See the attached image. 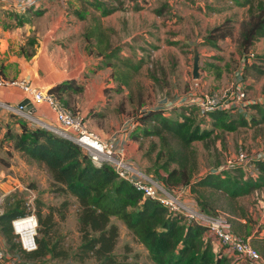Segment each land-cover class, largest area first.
I'll return each instance as SVG.
<instances>
[{
  "label": "rangeland",
  "instance_id": "1",
  "mask_svg": "<svg viewBox=\"0 0 264 264\" xmlns=\"http://www.w3.org/2000/svg\"><path fill=\"white\" fill-rule=\"evenodd\" d=\"M147 3L143 0H73L62 6L51 0L41 9L24 14L6 12L0 17V48L4 46L8 52L29 58L35 56L39 49L43 53L46 49H53L59 53L58 60L63 56L76 58L79 52L94 53L95 57L103 59V56L98 55L96 45V37L101 32L104 42L109 43L117 54V60L110 61L116 69L109 67L111 70L108 71L105 86L113 82L115 88L119 87L113 75L125 70L123 62L140 64L139 71L132 74L128 87L105 88L103 97L99 96L95 105H102V112L111 121L104 130L106 137L119 131L128 133V140L135 143V163L146 175L162 185L157 175L164 177L165 173L160 166L180 147L170 137H166L165 142L157 137L139 138L133 120L141 112L152 109H163L169 118L176 119L184 110L181 100L191 95L199 97L200 94H210L234 85L236 81L243 82L249 100L264 104V75L260 78H245L243 71L245 62L251 64L255 57H264V38L255 42L250 55H240L237 36L241 22L248 18L247 8L224 0H198L199 4L195 8L199 9L203 5V9L198 10L200 13L197 17L189 19L182 16L183 11L179 7V11L171 8L166 0H150V5L145 7ZM136 6L141 10L135 11ZM109 8L117 10L109 16H103V11ZM226 21L234 34L231 40L222 43L224 50L205 46L203 40L208 31ZM93 30H96L95 34L89 36ZM170 42H175L176 46L170 45ZM194 60L198 64L196 79L193 75ZM67 96L63 98L69 104ZM95 108L98 110L100 107ZM245 111L247 120H259L257 114L248 107ZM195 113L201 120L203 115L198 111ZM232 116L238 117L237 114ZM204 120L208 121L205 116ZM200 122L201 126H206ZM96 125L101 129L105 127L99 122ZM215 136H219V139ZM215 136L206 143H192L189 151L184 152L188 157V166L194 168L192 180L221 166L225 167L228 162L233 164L240 148L247 155L264 150V124L240 128L232 133L216 131ZM20 157L11 147H0V214L8 204L28 196L24 189L33 191L36 200L58 210V213L55 211L56 225L52 234L55 231L53 241L59 239L60 245L68 252L70 258L65 263L79 264L71 260L80 244L75 201L54 191L44 167ZM170 168H176V164H171ZM234 169L226 171L232 172ZM203 194L213 202L211 205L214 208L208 209L207 214L221 215L230 223L226 216L216 210H239L248 216L254 229L258 232L264 230V189L257 191L256 196L241 197L234 203L222 194L208 191ZM63 202L67 203L66 207H62ZM60 215L64 216L63 220ZM111 221L119 229L114 249L116 261L120 264H152L145 249L134 240L123 223L117 219ZM230 225L232 230L233 227L239 229L238 225ZM7 257L9 263L33 264L23 261L19 254L7 253ZM34 264L59 262L47 260ZM84 264L94 262L89 259Z\"/></svg>",
  "mask_w": 264,
  "mask_h": 264
},
{
  "label": "trees",
  "instance_id": "2",
  "mask_svg": "<svg viewBox=\"0 0 264 264\" xmlns=\"http://www.w3.org/2000/svg\"><path fill=\"white\" fill-rule=\"evenodd\" d=\"M224 1L247 8L248 18L241 22L237 36L239 53L245 56L258 39L264 38V0ZM116 10L117 8L105 9L102 15L109 16ZM95 32L96 30H93L89 36H93ZM233 34V28L226 21L209 30L203 43L207 47L224 50L222 43L231 40ZM96 45L98 55L104 57L105 61L102 60L105 66L115 70V65L110 61L117 60L116 51L109 43L104 42L101 32L96 37ZM101 45L103 48L100 49ZM170 45L176 46L175 42H170ZM122 66L125 70L115 76L119 89L128 87L132 74L140 69V64L131 62H123ZM243 71L245 78L262 77L264 57H255L251 64L245 62ZM82 90V86L73 80H67L56 83L46 91L69 109V104L63 97L71 93L79 94ZM248 108L257 114L259 120H247L244 116L233 117L226 112L209 113L199 120L195 115L198 111L196 108H184L176 119L169 118L163 109H152L138 114L133 122L139 138L157 137L161 142H165L166 137H170L180 147L179 151H174L160 166L165 173L164 177L157 175L162 181V186L170 190L187 187L199 209L209 216L217 214L206 213L214 207L211 205L213 202L203 194L205 191L222 194L234 203L238 198L264 189V163H255L254 168L258 173L255 178H245L243 171L235 168L232 172L209 171L192 180L194 168L188 166V157L184 153L189 151L192 143L209 141L216 131L232 133L240 128L264 124V104L254 103ZM17 118L20 120L19 131L9 127L3 131L0 126V147H11L13 152L18 153L27 162L44 167L50 176L54 191L75 201L80 244L71 260L79 264H84L89 259L94 264H120L114 255L119 229L111 221L117 219L145 249L152 264H237L222 255L221 250H212L210 243L203 238L207 233L204 226L186 224L180 215L170 213L158 202L144 198L128 182L120 179L108 165L94 166L89 157L72 142L42 128H31L28 123ZM200 121L206 126H201ZM215 138L219 139V136ZM171 164H176V168H170ZM35 201L36 250L23 252L13 233L12 221L25 218L29 214L24 201L19 199L8 204L6 210L0 214V236L6 252L19 254L27 263L49 260L59 264H71L65 263L70 257L60 245V240L53 241L55 211L58 213V210ZM66 206L67 203L63 202L62 207ZM60 219L63 220L64 216L60 215Z\"/></svg>",
  "mask_w": 264,
  "mask_h": 264
},
{
  "label": "built area",
  "instance_id": "3",
  "mask_svg": "<svg viewBox=\"0 0 264 264\" xmlns=\"http://www.w3.org/2000/svg\"><path fill=\"white\" fill-rule=\"evenodd\" d=\"M49 1L51 0H0V4L16 14H24L31 10L41 9ZM55 1L62 6H66L68 2L73 0ZM192 1L196 2V0ZM4 87H17L31 103L46 105L53 113L55 122L54 124L46 123L34 116L31 110L18 105L11 106L0 102V111L19 117L28 123L31 128H42L72 142L89 157L94 166L108 165L120 179L128 182L144 198L158 202L170 213L180 215L186 224L204 226L207 229V233L217 241L219 247L236 255L238 260H243L246 264H264V259L261 258L250 242L233 232L230 223L225 217L221 215L209 216L203 213L190 196L187 187L168 190L158 181L146 175L134 160H128L121 144L123 141L117 143V140H115L119 136L118 134L115 135V138L114 136L108 139L101 138L88 127L80 114L65 108L53 95L48 94L46 90L33 87L28 81L16 80L8 82L0 76V88ZM180 103L181 107L184 108H196L201 115H208L213 112H226L242 116L245 108L255 102L247 98L243 82H236L234 85L232 84L210 94H200L199 97L195 95L188 96L181 100ZM134 127H136L135 124ZM257 162L264 163V150L261 149L247 155L240 148L233 164L228 162L225 167L221 166L214 172L225 171L229 168H239L245 172L246 178L249 176L248 170L252 171ZM24 191L28 194L23 201L29 214L25 218L15 219L11 225L20 249L29 253L36 250L37 221L34 205L36 195L31 190L24 189ZM24 220L31 224L30 235H24L21 231L20 222ZM0 264H13L8 262L6 248L3 245L1 236Z\"/></svg>",
  "mask_w": 264,
  "mask_h": 264
},
{
  "label": "crops",
  "instance_id": "4",
  "mask_svg": "<svg viewBox=\"0 0 264 264\" xmlns=\"http://www.w3.org/2000/svg\"><path fill=\"white\" fill-rule=\"evenodd\" d=\"M143 1L148 2L145 7L150 5V0ZM197 1L198 0H196L195 3L192 0H166V3H168L171 8L178 9V11L180 8L183 11L182 16L186 19H189L192 16L197 17V15L200 13V11L198 10L203 9V5L199 9L195 8V6L199 4H197ZM210 1L211 0H209V2ZM137 7L138 6L134 8L135 11ZM140 10L141 8H139V10L137 11ZM6 12L13 11L4 8L2 4H0V17L4 16ZM55 51L56 50L53 49H46L43 53L42 49H39L38 53L35 56L29 58L23 55L16 54V52H8V49H6L4 46H1L0 76L8 82L16 80H25L28 81L33 87L42 90H47L48 88L52 87L53 85L59 82L73 80L77 85L82 86L83 90L79 94H68V108L73 112L80 114L84 118L85 123L92 131H95L101 137H106L104 130L105 128H107V124H111V121L110 119H107L108 116L106 117V113L102 112V105H95V102L99 98V96L103 97V91L105 88H115L116 86L113 85V82L105 86V80L106 77L109 75L108 71L110 68L103 66V60L95 57L96 54L94 53L88 54L84 52L83 54L79 52L76 58L63 56L62 59L58 60L59 53ZM115 76L116 75H113L114 80ZM117 88L118 87H116L115 89ZM25 99L26 97L24 96L22 91L17 87L0 88V102L2 103H6L11 106H16ZM102 103L104 105H107L104 101H102ZM32 105L33 108L31 112L34 116L46 123L54 124V115L46 105L41 103H32ZM95 106L100 108L96 110V108L94 109ZM246 114L247 113L245 111L244 115L242 116L246 117ZM10 115L13 114H8L6 112L0 111V126L2 127V130L4 131L6 127H9L15 131H19L18 121L20 120L17 118V116L13 115L12 117ZM97 122H99L100 125L105 127L103 129L97 127ZM116 134L119 135L117 138H115ZM112 136H114L115 140H117V143H119L120 141L124 142V144L123 142L121 144L124 148L127 159L135 161V143L130 142V140H128L127 136H129V134H126V132L119 131L109 136L108 138H112ZM108 138L106 137L103 139ZM15 154L20 157L18 153ZM20 158L26 161L24 158ZM12 168L13 166H11V169ZM248 172L249 176H252L253 178H255L258 174L255 168L252 171L248 170ZM243 173L245 174V172ZM256 193L257 192H254L251 195L256 196ZM262 199L264 198L262 197ZM216 211L226 216L228 220H230L232 226L233 224L234 226L238 225L239 229H235V227H233V230L237 233L235 234L242 235L243 237L241 238L248 240L252 247L259 253L261 258L264 259V230L258 232V230L254 229L248 221V216H246L239 210H228L223 212H220L221 210ZM203 238L206 242L210 243L213 251L218 252L221 250L222 255L231 258V260L234 259L237 264H246L243 260H238V257L236 255L221 249L217 241L208 233H205Z\"/></svg>",
  "mask_w": 264,
  "mask_h": 264
},
{
  "label": "water",
  "instance_id": "5",
  "mask_svg": "<svg viewBox=\"0 0 264 264\" xmlns=\"http://www.w3.org/2000/svg\"><path fill=\"white\" fill-rule=\"evenodd\" d=\"M197 68H198L197 61L194 60V70H193L194 79H196L197 77ZM18 106L25 107L27 110H32L33 108V105L29 99L23 100L20 104H18Z\"/></svg>",
  "mask_w": 264,
  "mask_h": 264
},
{
  "label": "bare ground",
  "instance_id": "6",
  "mask_svg": "<svg viewBox=\"0 0 264 264\" xmlns=\"http://www.w3.org/2000/svg\"><path fill=\"white\" fill-rule=\"evenodd\" d=\"M20 228H21V231L24 235H30L31 233V224L24 220V221H21L20 222Z\"/></svg>",
  "mask_w": 264,
  "mask_h": 264
}]
</instances>
